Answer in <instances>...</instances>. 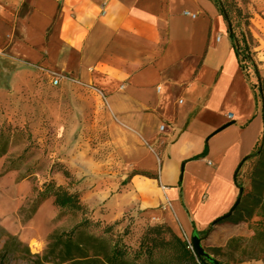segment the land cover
Segmentation results:
<instances>
[{
	"label": "crops",
	"instance_id": "1",
	"mask_svg": "<svg viewBox=\"0 0 264 264\" xmlns=\"http://www.w3.org/2000/svg\"><path fill=\"white\" fill-rule=\"evenodd\" d=\"M49 71L103 97L112 151L150 175L88 208L188 239L234 206L264 116L212 0H0V88Z\"/></svg>",
	"mask_w": 264,
	"mask_h": 264
},
{
	"label": "rangeland",
	"instance_id": "2",
	"mask_svg": "<svg viewBox=\"0 0 264 264\" xmlns=\"http://www.w3.org/2000/svg\"><path fill=\"white\" fill-rule=\"evenodd\" d=\"M212 1L232 18L241 66L264 116V0ZM22 77L18 84L0 88V261H36L45 255L51 236L71 230L83 219L88 224L76 234L79 243L92 246L91 236L100 241L95 247L100 255L108 254L115 243L133 254L153 224L132 214L105 217L101 203L92 210L85 204L121 191L139 172L120 163L109 145L100 115L103 98L71 81L53 86L47 75L38 74L39 84L30 85ZM261 151L264 135L239 170L237 183L243 195L253 191L254 178L259 182L256 192L263 187ZM48 183L78 192L88 210H59L53 198L41 200L38 193ZM246 203L240 222L216 224L198 235L205 252L222 264L264 258L251 246L261 219L258 210L252 211L250 202ZM182 239L191 246V238ZM155 259L182 264L170 252H158ZM138 263L147 261L142 258Z\"/></svg>",
	"mask_w": 264,
	"mask_h": 264
},
{
	"label": "trees",
	"instance_id": "3",
	"mask_svg": "<svg viewBox=\"0 0 264 264\" xmlns=\"http://www.w3.org/2000/svg\"><path fill=\"white\" fill-rule=\"evenodd\" d=\"M226 21L229 26L230 38L234 43L238 57L240 51L235 44V31L232 18L227 13L225 15ZM247 47L243 45V51L246 52ZM240 64L241 60L239 58ZM242 70L243 67L241 66ZM244 71V70H243ZM208 148H205L204 154H206ZM1 156V153H0ZM260 156H264V152H260ZM240 170V169H239ZM239 173V171H238ZM238 173L236 180L238 182ZM141 175H149L146 173H136ZM150 176V175H149ZM253 191L243 195V189H240L239 203L234 208L231 214H225L220 217L216 224L221 223H238L241 221L240 214L242 210L246 208V202H250L251 210H258V216L260 221L257 224L255 236L252 238L253 252H258L262 256L264 255V184L262 189L256 192L259 187L257 179H253ZM242 190V191H241ZM41 200L53 198V204L59 210H73L77 212H86L88 209L82 203L81 197L78 192H70L62 186H57L54 183L45 184L44 189L38 193ZM250 213L249 217L252 219L253 213ZM88 220L83 219L80 223L75 225L71 230L54 234L50 237L48 249L43 257H37L36 261H28L29 264H139L138 260L145 258L147 264H168L159 263L155 259V255L158 252H170L172 256L178 258L182 264H222L209 254V257L197 256L193 249L189 247L188 243L178 236L170 227L166 224H153L148 226L144 232L140 245L137 251L133 254L126 250L120 249L119 244L115 243L109 250L108 254L100 255L96 252L95 247L100 241L94 237L89 236L93 242L92 246H84L76 240V234L85 226H87ZM195 235H197L195 233ZM234 241H231L233 243ZM261 246V247H260ZM262 248V249H260ZM208 254V253H207ZM163 258V257H162ZM254 260H263L264 258L256 257ZM170 264L174 261H169ZM184 262V263H183ZM3 261H0L2 264Z\"/></svg>",
	"mask_w": 264,
	"mask_h": 264
},
{
	"label": "built area",
	"instance_id": "4",
	"mask_svg": "<svg viewBox=\"0 0 264 264\" xmlns=\"http://www.w3.org/2000/svg\"><path fill=\"white\" fill-rule=\"evenodd\" d=\"M184 15L187 17H191L192 19H197L198 17L196 14H192L189 11H185ZM46 75L51 79V84L53 86H59L63 81H68V79H66L63 75H60L56 72L49 71L46 72ZM165 128H166L165 125H161L160 130L163 131ZM190 247L192 248V246Z\"/></svg>",
	"mask_w": 264,
	"mask_h": 264
},
{
	"label": "water",
	"instance_id": "5",
	"mask_svg": "<svg viewBox=\"0 0 264 264\" xmlns=\"http://www.w3.org/2000/svg\"><path fill=\"white\" fill-rule=\"evenodd\" d=\"M238 203H239V199L236 201V203L231 208V210L229 211L228 214H231L232 213V211L238 205ZM215 224H216V222H215ZM191 246H192V249H193L194 253L197 256H200V257H209V254H207L205 252L204 248L202 247V245H201V239H200V237L198 235H193L191 237Z\"/></svg>",
	"mask_w": 264,
	"mask_h": 264
}]
</instances>
